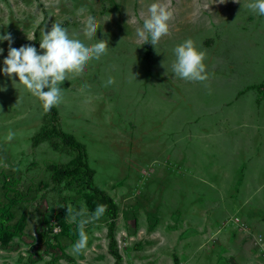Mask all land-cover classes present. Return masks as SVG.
Masks as SVG:
<instances>
[{
  "label": "rangeland",
  "instance_id": "obj_1",
  "mask_svg": "<svg viewBox=\"0 0 264 264\" xmlns=\"http://www.w3.org/2000/svg\"><path fill=\"white\" fill-rule=\"evenodd\" d=\"M151 0H0V32L35 45L59 21L88 37L95 12L107 52L63 81L58 125L84 145L92 184L118 206L120 259L107 212L73 250L68 207L92 212L83 172L56 178L79 152L59 137L36 141L48 116L0 55V264H264V15L250 0H165L170 31L137 38ZM192 38L208 79L173 72L174 48ZM36 46V45H35ZM109 77L115 82L107 84ZM84 218V217H79Z\"/></svg>",
  "mask_w": 264,
  "mask_h": 264
},
{
  "label": "clouds",
  "instance_id": "obj_2",
  "mask_svg": "<svg viewBox=\"0 0 264 264\" xmlns=\"http://www.w3.org/2000/svg\"><path fill=\"white\" fill-rule=\"evenodd\" d=\"M248 7L259 15H264V0H250ZM147 16L141 27L136 29L138 39L146 40L156 46L163 36L170 31V21L174 16V9L165 0H151L148 4ZM86 33L73 31L68 26L56 21L50 31L42 32L40 49L33 44L14 47L10 32H0V43L9 42L8 55L4 58L2 71L8 75L16 74L32 95L38 97L45 111L60 103L65 96L66 89L63 81L68 79L71 71L83 70L88 64L100 59L108 49V41L97 39L93 42L89 37L97 35L100 22L95 12L87 18ZM5 49L0 47V55ZM175 59L173 72L176 77L187 81H205L208 79L206 52L197 46L192 38H187L174 48ZM115 82L109 77L107 84ZM106 211L104 204H98L90 216L87 209H73L68 207L71 219L77 222L78 239L73 243V250L81 252L88 246L89 235L85 225L91 220L99 219ZM79 217H84L80 218Z\"/></svg>",
  "mask_w": 264,
  "mask_h": 264
},
{
  "label": "trees",
  "instance_id": "obj_3",
  "mask_svg": "<svg viewBox=\"0 0 264 264\" xmlns=\"http://www.w3.org/2000/svg\"><path fill=\"white\" fill-rule=\"evenodd\" d=\"M35 45L38 51H43L40 49V40L35 38ZM48 116V125L43 126L40 131L35 136V140L41 141L48 137H59L65 144L69 145L71 148L77 150L79 152L78 162L74 167L71 168H59L56 171V178H62L64 176L72 177L78 175L80 173H84L87 175V182L92 190V195L89 196V203L91 204L92 211L97 207L98 204H104L106 206V212L109 216L108 223V236L110 239L109 247L111 253L116 257V259H120V254L117 251L116 247V239L114 236V228L116 225V219L118 216V206L115 203L114 199L110 197L107 193H105L98 186L92 184L93 182V170L89 167V165L82 160V154L84 152V145L77 141L74 135L65 132L58 125V110L56 106L52 107L50 110L45 111Z\"/></svg>",
  "mask_w": 264,
  "mask_h": 264
}]
</instances>
